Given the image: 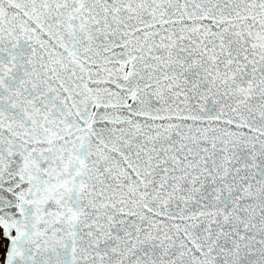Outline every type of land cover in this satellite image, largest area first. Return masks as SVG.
<instances>
[{"label": "snow or ice", "instance_id": "6c2138e0", "mask_svg": "<svg viewBox=\"0 0 264 264\" xmlns=\"http://www.w3.org/2000/svg\"><path fill=\"white\" fill-rule=\"evenodd\" d=\"M0 264H264V0H0Z\"/></svg>", "mask_w": 264, "mask_h": 264}]
</instances>
